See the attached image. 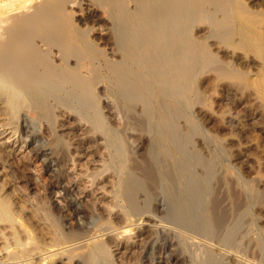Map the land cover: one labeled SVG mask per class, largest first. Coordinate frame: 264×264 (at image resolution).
<instances>
[{
	"label": "rangeland",
	"instance_id": "rangeland-1",
	"mask_svg": "<svg viewBox=\"0 0 264 264\" xmlns=\"http://www.w3.org/2000/svg\"><path fill=\"white\" fill-rule=\"evenodd\" d=\"M75 1L76 8L69 7V13L71 15L73 14L72 17H74L73 21L75 24L84 31H89L87 32V35L90 41L95 46L97 45L96 47L98 48L101 46V49L106 54L108 53V56L106 55V57L109 60L119 61L117 56L121 59V54L117 46V38L114 31L115 21L111 19L113 18L111 12L107 7H102L94 0H88L89 5L87 0ZM5 2V0H0V7L2 6L4 8L0 11V14L3 15L11 13L22 4L33 3L35 0H7L8 3ZM262 2H264V0L242 1L243 5L247 3V8H252L251 10L248 9L250 12H247L248 10L247 8H244V6L243 8L246 12L244 9L240 12L245 16L243 19V26L249 31L251 30L249 34L247 33L245 38L240 34H234V38L232 37L229 40L230 42L226 41L227 43H225L224 38L223 41H220L222 38L218 39V31L204 22L199 21L200 23L198 22V24H196V22L195 25L191 27V33L193 36L197 39L207 41V44L210 43L208 45H210V48L212 47L210 49L211 52H214L212 53L214 54L217 63L216 66H222L223 64L224 66L226 65L224 70H227V72L225 71L227 75L231 73V76H235L236 78L233 77L235 80L230 78L231 76L225 78V76L222 75L224 72H221L218 69L219 72L216 67L208 69L210 71L207 70V73L205 72L206 70H204L205 74L202 72L201 74L203 75L200 74L196 81L194 89H198L196 90V95L193 93V96H196L195 100L198 99V95L202 94L199 98L201 99L202 105L200 104V100H193L194 104L197 102L199 104L191 105V107H183L175 102L174 104L173 102H167L165 99H162L160 104H162V106H165L164 104H166L169 108L167 109L165 106L164 108L161 107L162 110L161 108L157 109L154 112L153 118H150L145 114L146 109L144 108L143 103L141 104V102H138L136 105L134 104L135 107H133V105L127 107L126 103L123 104L121 97L116 94L118 92L115 85L116 83L114 84L112 80L110 81V79L106 78L102 72V76L99 77V80L96 83V92L99 100V106L97 104V108L99 112L102 111V116L105 120H103L104 125L106 127L109 126V129L112 131H117L116 134L120 137L117 143L114 142V146L112 144L113 142L108 139L104 132L101 130H93L90 122L78 119L79 117L76 116L77 113L75 111L77 110L75 109L77 107L72 106L71 108L74 107L75 109H73V111L72 109L65 110L66 114H63V116L61 114V108L55 107L57 110L54 109L56 112H53V115L55 116L53 120H51V122L48 120L42 121L39 119L36 109L32 108L28 101L25 100L26 98L23 97L24 92L21 88H18L20 93H17L18 95L20 94L19 96H23L20 97L21 100H19V105L17 106L11 105L9 102V89L0 91L1 107L3 106L0 109V182H2V184L0 183V196H6L9 199L13 209H15V212L17 211L16 215H18L16 223L0 220V264H13L11 256H14L13 253L17 252L19 247H15L14 250L10 252L8 249L4 248V244L14 238L13 235H15V232L19 227L21 228V223L32 232L34 242L42 239L43 235L45 236L41 241H44L45 239V242L46 240H49V242L57 240L62 242V244L59 245L60 247L55 246L57 248L54 250L57 251V253L52 260H46L47 264H62L61 262L63 261V264H74V262L75 264H78L79 262V264H81L80 258L83 261L82 264H87V261H84V259H86L85 255L89 252V242L92 239V235L95 234H99V238H102L101 240L105 241L110 240L113 234L117 238L116 240L120 244L119 249L117 246L115 247L113 243L111 244V240L107 241L110 242V250L114 253L113 258L117 264H264V3ZM127 5L131 11H135L137 8H134L136 3L131 0L128 1ZM85 8H87V10ZM253 8L258 11L256 12ZM259 11L262 13L260 14ZM253 12L254 14L252 15L251 13ZM92 13L97 14L96 20L93 18ZM248 15L252 16L248 17ZM78 18H80V20ZM246 18L249 19L247 20ZM250 19L252 20L250 21ZM83 21L85 23H82ZM251 22L254 23L252 24ZM106 23L112 24L106 25ZM99 25L100 27H98ZM197 25H200L201 27H198ZM234 28L236 27L234 26ZM110 35L111 38L109 37ZM215 52L217 54H215ZM54 53H56V51H54ZM115 58L116 60H114ZM99 63L100 62H98V64ZM230 67L235 68L237 73ZM101 69H103L102 65ZM238 71L242 75H240ZM244 73H246V75ZM234 82L237 84H234ZM193 96L192 98L194 99ZM111 97H113L114 100ZM113 102L116 106L113 105ZM118 104L123 107H119ZM176 104L180 105L179 108L183 110L182 112L185 110L186 112L182 113L181 109L179 111L175 108L177 106ZM171 109H173V115L172 111H170ZM166 110L167 113H164ZM187 110L189 111L187 112ZM58 111L60 114H58ZM115 111L116 113H114ZM178 111L180 114L177 113ZM168 114L169 117L171 116L173 118L166 116ZM24 116L25 118L27 116L25 131L22 128ZM143 116H146L148 121L146 120V117L145 120L142 118V120L140 119L139 121V118ZM182 116L185 117L183 118ZM174 117L179 121L176 122ZM55 119L56 121L54 123L53 121ZM170 119L172 121H168ZM184 119H186V122H184ZM84 121L88 124L84 123ZM165 121H168V123ZM160 123L162 125H160L161 127L159 126ZM178 123L180 124L178 125ZM176 124L178 128L176 127ZM195 124L196 127H200L197 129L198 132L192 133V138L194 137L193 139L191 138L187 143H181L180 141L179 143L173 142L172 139L178 142L175 134H180V137L182 135L181 138L183 139L187 136L186 134L192 132L193 128L191 126L195 127ZM163 129L166 131H163ZM3 130L6 131V133ZM160 131L162 133L167 132L165 134L168 136L163 138ZM182 131L186 133H183ZM157 132L161 133L160 136ZM169 134H172L171 137L174 138L170 139L171 137L169 138ZM103 139L105 140L103 141ZM162 139H164V142ZM96 141L99 143H95ZM161 141L165 147L161 145ZM61 143L62 145H60ZM180 143L182 145L181 147L179 145ZM192 143L194 144L192 145ZM121 145L123 148L120 153L119 148ZM190 145H192L194 149ZM174 146L180 148L177 149ZM163 147L166 151L165 149L163 150ZM189 149L192 152H190L191 157L188 155L184 157L186 152L190 151ZM196 149L197 151H195ZM202 155L204 158L201 159ZM166 156L168 158H166ZM187 156L191 158V161ZM171 157L174 159H171ZM184 158H186V161ZM204 159L209 161L207 162L208 166ZM119 162H123L125 166L123 170L117 169L120 164ZM148 162L151 164H146ZM197 162H200L201 164H198ZM190 163L191 166L189 165ZM210 163H212L211 166ZM145 164L149 166L147 167ZM102 165L105 167H102ZM177 165L182 168H177ZM209 167L212 173L208 170ZM53 168H55V171H53L54 173L51 172ZM147 168L152 170V179L155 180V185L158 184V187L152 185L153 183L151 182L154 180H150V177L147 178ZM109 171L111 174L108 175L107 173H109ZM153 171L156 172L155 175ZM70 176L73 177L71 178ZM189 176H192L193 178ZM154 177H156L157 180ZM123 179L124 181L127 180L129 183L126 182L127 184H124ZM187 179L192 182L195 180L201 185L203 184L204 200L202 203L206 208V212L204 213L205 221L210 223V225H212L216 219L219 222V226H217L218 222H215L212 225V228L214 229L213 231L215 232L211 235L203 234L199 228L194 226L191 229H185L178 226L176 221H174L172 214H170L173 212V196H177L176 194L180 193L178 194L180 198L186 197L184 192L186 185L188 184ZM200 180L202 182H200ZM52 181L56 184L58 181L62 184H66V181L67 184L73 183L74 185L72 186L74 190L72 189L70 192V197L68 195L67 197L64 196V198H60L63 199V209L62 207L60 208L56 206V203L51 199L52 195L50 194L49 186ZM148 181L150 182L148 183ZM104 182H107V185H103ZM130 182L134 185L130 184ZM138 184H140V186ZM132 185L133 187H131ZM128 186L134 189L135 201L138 205H141V209L136 215L135 213L129 214V217L127 218L125 208H127L128 203L125 198L118 193L122 191L124 192V189H127ZM94 190H96V192H94ZM101 192L103 193L101 194ZM105 194L107 196H105ZM101 199L102 201H100ZM111 204L112 207L118 209L117 212L119 213L116 212L115 208H108ZM116 204H119L120 206ZM142 204H145L146 206L143 205L142 207ZM107 208L108 211H106ZM110 209L115 210L109 211ZM214 212H216L217 215ZM113 213L114 216H112ZM207 213L208 215H205ZM213 215L216 216L213 217ZM208 216L211 222H208ZM147 217H149L150 220H148L149 218ZM218 217L220 218V221L218 220ZM214 218L215 220H213ZM18 222L21 223L19 224ZM41 222L44 224L42 225ZM129 222L131 225H129ZM120 223L122 225H120ZM38 224L40 225V228ZM45 224L48 228H46ZM127 224L130 227V236H122V234L115 235L119 230L118 228L121 229ZM112 228L113 230L114 228L116 230L112 231ZM20 230H22V228ZM107 231L110 232L105 234ZM61 235H65L67 238L62 237ZM67 235L70 237L68 238ZM89 236L91 237L89 238ZM70 238L71 240H69ZM124 241L126 242V245ZM133 243L135 244L133 245ZM85 244L88 245L86 246ZM43 247L47 250L55 248L48 246ZM61 247H63V249ZM69 247L70 250L68 249ZM122 248H126L125 251ZM120 249L124 251V253H122L123 257L118 256L120 255V253H118ZM83 251H86L87 253L85 254ZM58 252H60L61 255H65L59 257L60 253ZM75 254H77V257H74L76 256ZM207 254L209 256H207ZM210 254L212 258L210 257ZM29 259L33 261V264L35 261L37 262H35V264H38V262L39 264L42 263L39 253H37V255L30 254ZM105 259H107L106 256L99 257L97 259V264H106ZM8 260L9 262H7ZM98 260L99 262L101 261V263H99ZM76 261L79 262L77 263Z\"/></svg>",
	"mask_w": 264,
	"mask_h": 264
},
{
	"label": "bare ground",
	"instance_id": "bare-ground-1",
	"mask_svg": "<svg viewBox=\"0 0 264 264\" xmlns=\"http://www.w3.org/2000/svg\"><path fill=\"white\" fill-rule=\"evenodd\" d=\"M5 1L7 2V0H5ZM94 1L97 4L101 5L102 7H107V9L111 12V16L113 17L111 19H113L115 21V30L114 31H115V36L117 38L118 50L121 54V59H119L117 56V59L119 61L109 60L106 57V55L108 53L106 54L101 49V46H100V48H98V47H96L97 45L95 46L90 41V39L87 35V32H89V31H86V30L84 31L83 29L79 28L78 25L75 24V22L73 21L74 17H72L73 14L71 15L69 13V11H70L69 7H71V8L75 7V3H74V2H76L75 0H35V2H33V3L20 5V7H18L17 9H14L11 13H8L6 15L0 14V91H2L4 89H6V90L9 89V91H10L9 92V102L11 105L17 106V105H19V100H21L20 97L23 96V95L19 96L20 94L18 95V93H17L20 91V90L18 91V88H21L22 91L24 92L23 97L26 98V99L25 98L24 99L28 101L29 105L32 108L36 109L37 115H38L39 119L42 121L48 120L51 122V120H53V118L55 117L53 115V112L55 110H57V109H55V107L61 108L62 116H63V114H66L65 110H71L72 109V111H73L74 107H77V108H75L77 110H75V109L74 110L77 113L76 116L79 117L78 119H82L85 121L87 120V122H90L91 128L93 130H101L102 132H104L105 135L108 137V139H110V141L113 142L112 143L113 146H114V142L117 143V141L120 137H118V135L116 134L117 131L116 132L112 131L111 129H109V126L106 127L104 125V122H103L104 119L102 116V111L99 112V110L97 108V104H98L99 100H98V95L96 92V90H97L96 89L97 88L96 83L98 82L99 77L102 76V72L106 78L110 79V81L112 80V82L114 84L116 83L115 84L117 87L116 89H118V92L116 90V92H117L116 94L121 97L123 104L126 103L127 107H129V106L131 107L132 105H133V107H135L134 104L136 105V103L141 102V104L143 103L144 108L146 109L145 114L148 117L153 118L154 112L157 109H160L161 107L164 108L166 106V104H164L165 106H162V104H160L162 102V99H165L167 102H171V103L175 102L177 104H180L183 107H189V106L191 107V105L193 106V105L199 104L198 102L196 104L193 103V100H195V98H196V96L195 97L193 96V93H194V95H196L195 94L197 92L196 90H198V89L194 90L195 86H196V81H197V78L199 77V75L202 72L204 73V70H206L205 72L207 73L208 71H210L208 69H210V68L213 69V67H216L217 70L219 69L221 72H224L222 75L225 76V78L227 76L228 77L231 76V73L229 75H227V73H226L227 70H224L226 65L224 66L223 62H222V64H223L222 66L221 65L216 66L217 63H216L215 58H214V54H213L214 52L213 51H212L213 53L211 52L210 49L212 47L210 48L209 47L210 45H208L210 43L207 44L206 43L207 41L197 39L195 36L192 35L191 27L193 25H195L196 22H197L196 24H198V22L201 21V22H204L205 24H208V25L214 27L218 31V33L215 31L219 35L218 39L222 38V40L220 39V41H223V38H224L225 43H227L226 41L230 42L229 40L233 37L234 34H240L241 36H243L245 38L247 33L249 34L251 32V30L249 31L246 27L243 26V19L245 16H243V14H241L240 12L243 11L242 9L247 8L246 7L247 3L246 4L244 3L245 5H243V3H242L243 0L242 1L241 0H131V1L136 3V6L134 8H136V7L137 8L135 9V11H131L127 5L128 1H130V0H94ZM8 2H10V1H8ZM262 3H264V2H262ZM78 4H80V3H78ZM88 5H89V1H88ZM12 7H14V6H12ZM88 7H90V6H88ZM2 9H4V8L1 6L0 11ZM85 9L87 10V8H85ZM248 9H250V8H247V10ZM253 9L255 10V8H253ZM78 10H81V9H78ZM95 10H97V9H95ZM250 10H248L247 12H250ZM244 11L246 12L245 9H244ZM93 12H95V11H93ZM259 13L261 14L262 12L259 11ZM251 14L253 15L254 12ZM92 16H93V18H95V20L97 19L96 13H92ZM251 16L248 15V17H251ZM257 16H259V15H257ZM80 18H78V19L80 20ZM252 18H254V17H252ZM246 19L248 20L249 18H246ZM251 20L252 19H250V21ZM250 21H249V23H250ZM263 21H264V19H263ZM254 22H255V20H254ZM82 23H85V22L83 21ZM107 24L108 23H106V25ZM110 24H112V23H110ZM110 24H108V25H110ZM255 24H257V23H255ZM234 26L236 28H234ZM98 27H100V25ZM206 27H204V28H206ZM108 28H110V27H108ZM196 30H198V29H196ZM111 31H112V29H111ZM194 34H195V32H194ZM112 35H113V33H112ZM109 37L111 38V35ZM203 37H204V35H203ZM213 39H215V38H213ZM237 39H238V36H237ZM112 44H114V43H112ZM239 44H240V40H239ZM257 50H258V48H257ZM54 51H56V53H54ZM106 52H107V50H106ZM215 54H217V53L215 52ZM116 55H117V53H116ZM216 58H218V57H216ZM114 60H116V58ZM220 61H221V59H220ZM98 62H100L99 63L100 65L98 64ZM101 65H102L103 69H101ZM231 69H233L237 73V70H235V68H231ZM225 73H226V75H225ZM238 73L240 74L239 71H238ZM244 74L246 75V73H244ZM201 75H203V74H201ZM240 75H242V74H240ZM233 77L235 78V76H231L230 78H233ZM221 78H223V77H221ZM243 81H245V80H243ZM234 84H237V83L234 82ZM98 85H99V83H98ZM200 95H202V94H200ZM200 95H198L197 100H200V104H201V99H199ZM192 96L194 97V99L192 98ZM111 98L113 99V97H111ZM201 98H202V96H201ZM197 100H195V101H197ZM113 105L116 106V104H114V102H113ZM118 105H119V107H123L120 104H118ZM138 105H140V104H138ZM180 105H177L178 107L177 106L175 107L179 111L181 109V108H179ZM72 106H74V107L71 108ZM98 106H99V104H98ZM137 106H136V109H137ZM2 107H1V102H0V109ZM138 107H140V106H138ZM166 107H167V109L169 108L168 106H166ZM133 109H135V108H133ZM123 110H124V108H123ZM161 110H162V108H161ZM172 110L173 109H171L170 111H172ZM116 111H118V110H116ZM116 111L114 113H116ZM179 111L177 112L178 114H180ZM182 111L183 110L181 109V112ZM188 111L189 110H187V112ZM185 112H186V110L182 113H185ZM143 113H144V111H143ZM164 113H167V110L164 111ZM58 114H60V112ZM173 114L174 113L172 111V115ZM73 116H74V114H73ZM166 116L169 117V114ZM145 117L143 116V117L139 118V121H140V119L142 120V118H143V120H145ZM182 117L184 118L185 116H182ZM104 118H105V116H104ZM171 118H173V117H171ZM175 119H176V122L179 121L177 118H175ZM146 120H147V117H146ZM184 120H185L184 122H186V119H184ZM26 121H27V116H26V118L24 116L23 123L21 122L22 128L24 131L26 130ZM55 121H56V119L53 122L55 123ZM85 121H84V123H87ZM158 121H157V123H158ZM168 121H172V120L170 119ZM168 121L167 122L165 121V122L168 123ZM149 122H150V120H149ZM179 124L180 123H178V125ZM160 125H161V123L159 124V126ZM194 126L195 127L191 126L193 128L192 132L189 134H186L187 136L184 137L183 139L181 138L182 135L180 137V134L179 135L175 134V137L178 140V142L174 141V139H172V138H174V137H171L172 134L171 135L169 134L170 135L169 138L171 137L170 139H172L173 142H176V143H179V141L181 143L182 142L187 143L191 140V138L193 136L192 133L198 132L197 129L200 127V126L196 127V124ZM121 127H120V129H121ZM176 127H177V124H176ZM159 130H161V129H159ZM181 130H182V128H181ZM163 131H166V130L163 129ZM174 131H172V132L175 133ZM4 132L6 133V131H4ZM28 133H29V130H28ZM91 133H93V132H91ZM161 133L157 132V134H159V136ZM165 133H167V132H165ZM165 133H162V135H161L163 138H165V136L166 137L168 136ZM183 133H186V132H183ZM94 137H92V138H94ZM104 140L105 139H103V141ZM162 140L164 142V139H162ZM99 141H101V140H99ZM107 141H109V140H107ZM158 141H159V139H158ZM22 142H25V141H22ZM170 142H171V140H170ZM95 143H99V142L96 141ZM160 143H162V141ZM181 143L179 144L180 147L182 146ZM193 144L194 143H192V145ZM60 145H62V143ZM117 145H119V144H117ZM161 145H163V143ZM192 145H190V146L192 147ZM164 147H163V150L165 149ZM166 147H167V145H166ZM174 147L177 148V146H174ZM22 148H23V145H22ZM122 148L123 147L121 145V147L119 148L120 153L122 152ZM179 148H177V149H179ZM192 148L194 149V147H192ZM106 149H107V147H106ZM116 149H117V146H116ZM165 151H166V149H165ZM185 151H187V150H185ZM195 151H197V149ZM190 152H191V150L189 152H186V154L184 153L185 154L184 157L186 155L191 157L192 152L191 153ZM170 153H172V152H170ZM179 153H182V152H179ZM108 154H110V153H108ZM53 158H55V157H53ZM166 158H168V157L166 156ZM202 158H204L203 155H202L201 159ZM205 158H206V156H205ZM171 159H174V158L171 157ZM184 159L186 161V158H184ZM189 159L191 161V158H189ZM204 161L206 162V165L208 164L207 162H209V161H206V159H204ZM45 162H46V160H45ZM149 162L146 164L150 165L151 163H149ZM68 163H70V162H68ZM119 163L120 164L118 165L117 169L123 170L125 167L123 162L122 163L119 162ZM191 163L189 164L190 166H191ZM49 164H51V163H49ZM152 164H153V162H152ZM211 164L212 163H210V166H211ZM202 165H203V163H202ZM177 166H178L177 168L180 167L179 165H177ZM204 166H202V167H204ZM102 167H105V166L102 165ZM151 167H153V166H151ZM181 168L182 167H180V169ZM205 168H206V166H205ZM54 169L55 168H53V170H51V172L55 171ZM65 170H67V169H65ZM120 170H118V171H120ZM208 170L211 172L210 167L208 168ZM85 171H87V170H85ZM110 171H109V173H107L108 175L111 174ZM118 171H116V172H118ZM180 172H182V171H180ZM85 173H87V172H85ZM155 173L156 172H154V175H155ZM186 173H187V171H186ZM146 174H147V178L150 177V180H154V179H152L153 175H152V170L150 168H147ZM121 175H123V174H121ZM189 177H192V176H189ZM154 178L156 179V177H154ZM70 180H72V179H70ZM123 182H124V184L129 183V182H127V180L124 181V179H123ZM149 182L150 181H148V183ZM187 182H188V184L186 185L185 192H184L186 197L180 198L178 196V194H180V193L176 194L177 196H173V200H174L173 212L170 214H172V217L174 218V221H176V224L178 226H181L185 229L186 228L191 229L194 226V227L199 228L203 234L211 235L213 232H215V231H213L214 229L212 228V225L215 222L217 223L218 221L216 219V221L212 225H210V223H207V221H205L206 219L204 218L205 217L204 213L206 212V208H205V205L202 203L204 200L203 186H202L203 184L201 185V184H198L197 181H195V180H193V182H192V181H189L188 179H187ZM200 182H202V181L200 180ZM0 183L2 184V182H0ZM65 183L66 184H62L60 181H58V183L56 184L54 181H52L50 183V186H49L50 194L52 195L51 199L54 203H56V206H58L60 208L63 205V203H62L63 199H60V198H62V197L64 198V196L67 197L68 195L70 197V192L73 189L72 186H74L73 183L67 184L66 181H65ZM104 183H106V184H104ZM104 183H103V185H107V182H104ZM137 183H139V182H137ZM151 183H153L152 185H154V186L158 185V184L155 185L156 184L155 180L152 181ZM130 184H133V183L130 182ZM133 185L131 187H133ZM138 185L140 186V184H138ZM142 185H144V184H142ZM21 187H23V186H21ZM131 187L128 186L127 189H124V192L122 191V192L118 193V194H121V196H123V198H125V200L127 201L128 205H129V206L127 205V208H125L127 218L129 217V214L135 213V215H136V213H138L141 209L140 208L141 205L139 204L140 205L139 206L135 201V191ZM173 188H175V187H173ZM96 190H98V189H96ZM96 190H94V192H96ZM108 191H109V189H108ZM179 191H176V192H179ZM102 193L103 192H101V194ZM113 195H114V193H113ZM99 196H101V195H99ZM105 196H107V195L105 194ZM181 196H182V194H181ZM13 199H15V198H13ZM32 199H33V197H32ZM100 201H102V199ZM106 201H107V199H106ZM121 203H122V201H121ZM108 204H109V202H108ZM108 204H106V205H108ZM116 205H119V204H116ZM143 205H145V204H142V207H143ZM22 206H25V205H22ZM111 207H112V204L108 208H111ZM108 208L106 211H108ZM112 208H115L116 212H117L118 209L116 207H112ZM62 209H63V207H62ZM114 210L110 209L109 211H114ZM104 211H105V209H104ZM16 212H15V209H13V206L11 205L9 199L6 196H3V195L0 196V220H2V221L6 220V221H9L11 223H16L17 222L16 218L18 216V215H16ZM117 213H119V212H117ZM143 213H144V211H143ZM214 213L217 215L216 212H214ZM118 215H120V214H118ZM205 215H208V213ZM216 215H213V217H215ZM112 216H114V213ZM167 217H169V216H167ZM223 217H224V215H223ZM122 218H125V217H122ZM147 218H149V217H147ZM208 219H209V216H208ZM219 219L220 218L218 217V220ZM148 220H150V218ZM213 220H215V218ZM121 222L123 223L122 220H121ZM208 222H211L210 219L208 220ZM41 224L43 225L44 223L41 222ZM124 224H126V223H124ZM154 224H156V223H154ZM218 224H219V222L217 223V226H219ZM120 225H122V224L120 223ZM129 225H131L130 222H129ZM129 225L127 224L126 226H123V228H121V229L118 228L119 230L115 233V235H117V234H119V235L122 234V236L123 235H129V233H130L129 232L130 231ZM45 226H46V224H45ZM215 226H216V224H215ZM220 226H221V224H220ZM223 226H225V225H223ZM21 228H22V230H20ZM21 228L19 227V229L16 230L15 235H13L14 238L12 240L10 239L8 242H5L6 244H4V248L8 249L10 252H12L15 247H19L17 252L13 253L14 256H11L12 263L13 264H33V261L30 260L32 258L29 259V256H30V254L37 255V253L40 254V260L42 261V263H40V264H47L46 260H48V259L52 260L53 257L57 253V251L54 250L57 248L55 246L61 245L62 242H60L58 240L53 241V242H49V240H46V242H45V239H44V241H41V240H43V238L45 236L43 234H45V233L42 234L43 235L42 236L43 238L41 237L42 239H39V240L37 239L39 242L38 241L34 242L32 232L27 227H25L23 223H21ZM39 228H40V225H39ZM46 228H48V226H46ZM218 229H219V227H218ZM44 230H47V229H44ZM98 230H99V228H98ZM111 230L114 231L116 229L114 228V230H113V228H112ZM180 231H183V230H180ZM74 232H73V234H74ZM108 232H110V231H107V233L105 232V234H108ZM12 233H14V232H12ZM186 233H188V232H186ZM9 234H10V232H9ZM65 235L64 236L61 235V236L65 238L66 237ZM132 235H134V234H132ZM46 236H47V234H46ZM99 236H100L99 234L92 235V239L89 242L88 254H86L87 253L86 251H83L86 254L85 255L86 259H84V261L85 262L87 261V264H97V259L99 257L106 256L107 257V259H105L106 264H117V263H115L114 258H113L114 253H112V251L110 250L111 247L109 246V243L111 242V244L113 243V245L115 247L117 246L119 249L120 244L117 242V240H116L117 238L114 236V234H113L112 238L110 235L111 241L107 240V241H110V242H107L105 240H101L102 238H99ZM69 237L70 236H68V238ZM90 237L91 236H89V238ZM69 240H71V238ZM134 244L135 243H133V245ZM76 245H78V244H76ZM125 245H126V242H125ZM43 246L55 247V248H53L52 250H54V251H52V250L45 249ZM114 246H112V247H114ZM63 247H61V248L63 249ZM73 247H71V248H73ZM76 247H78V246H76ZM189 248H191V247H189ZM68 249L70 250V247ZM82 249H84V248H82ZM125 249H123V250L125 251ZM123 250L120 249V251H118V253H120V255H118L119 257H123V254H122V253H124ZM49 251H52V252H49ZM126 252H128V251H126ZM194 252H195V250H194ZM58 253H60V252H58ZM203 253H204V251H203ZM62 255L60 253L59 257H61ZM75 255L76 256H74V257H77V254H75ZM207 256H209V255L207 254ZM210 257H211V254H210ZM70 258H71V255H70ZM79 258H80V256H79ZM37 259H39V258H37ZM9 260L7 262H9ZM80 260H81V264H82L83 261L81 258H80ZM72 261H75V260H72ZM35 262H34V264H35ZM63 262H61V263L63 264ZM98 262H99V260H98ZM99 263H101V261ZM38 264H39V262H38ZM74 264H75V262H74ZM103 264H105V263H103ZM214 264H217V263H214Z\"/></svg>",
	"mask_w": 264,
	"mask_h": 264
}]
</instances>
